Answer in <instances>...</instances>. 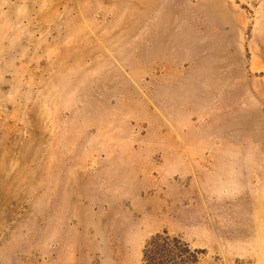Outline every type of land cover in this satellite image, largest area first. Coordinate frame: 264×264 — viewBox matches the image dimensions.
<instances>
[{
	"label": "rangeland",
	"instance_id": "374dc122",
	"mask_svg": "<svg viewBox=\"0 0 264 264\" xmlns=\"http://www.w3.org/2000/svg\"><path fill=\"white\" fill-rule=\"evenodd\" d=\"M155 236L264 264V0H0V264Z\"/></svg>",
	"mask_w": 264,
	"mask_h": 264
},
{
	"label": "trees",
	"instance_id": "16d2710c",
	"mask_svg": "<svg viewBox=\"0 0 264 264\" xmlns=\"http://www.w3.org/2000/svg\"><path fill=\"white\" fill-rule=\"evenodd\" d=\"M159 241L160 237L155 236L150 240L152 248L144 251L143 257L146 259L147 264H162L161 261L168 259L172 254L171 251L164 249L162 245L158 244ZM158 261L160 262L158 263Z\"/></svg>",
	"mask_w": 264,
	"mask_h": 264
}]
</instances>
